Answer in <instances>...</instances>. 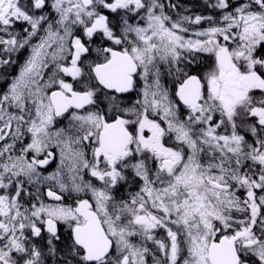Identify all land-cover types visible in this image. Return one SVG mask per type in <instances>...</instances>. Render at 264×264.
<instances>
[{
  "label": "snow or ice",
  "instance_id": "6c2138e0",
  "mask_svg": "<svg viewBox=\"0 0 264 264\" xmlns=\"http://www.w3.org/2000/svg\"><path fill=\"white\" fill-rule=\"evenodd\" d=\"M188 13L0 0V264H264V0Z\"/></svg>",
  "mask_w": 264,
  "mask_h": 264
},
{
  "label": "flooded vegetation",
  "instance_id": "af4514ba",
  "mask_svg": "<svg viewBox=\"0 0 264 264\" xmlns=\"http://www.w3.org/2000/svg\"><path fill=\"white\" fill-rule=\"evenodd\" d=\"M174 2L180 5L181 10L188 9V14H198L203 11V0H174Z\"/></svg>",
  "mask_w": 264,
  "mask_h": 264
}]
</instances>
